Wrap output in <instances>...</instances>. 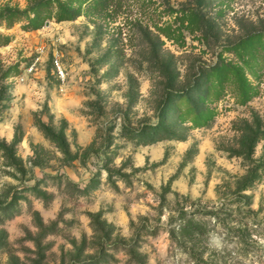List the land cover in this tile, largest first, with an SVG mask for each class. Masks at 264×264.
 <instances>
[{
    "label": "rangeland",
    "instance_id": "rangeland-1",
    "mask_svg": "<svg viewBox=\"0 0 264 264\" xmlns=\"http://www.w3.org/2000/svg\"><path fill=\"white\" fill-rule=\"evenodd\" d=\"M0 264H264V0H0Z\"/></svg>",
    "mask_w": 264,
    "mask_h": 264
},
{
    "label": "trees",
    "instance_id": "trees-1",
    "mask_svg": "<svg viewBox=\"0 0 264 264\" xmlns=\"http://www.w3.org/2000/svg\"><path fill=\"white\" fill-rule=\"evenodd\" d=\"M20 17H21L20 15H16L15 20L16 21L19 20ZM243 189H245V187H243ZM193 222H194V220L189 219L188 225H186L185 227H182V229H181L182 233L188 232V234L192 237L195 232L199 231V229L201 227L198 226L196 223H193ZM187 227H188V229L185 230V228H187Z\"/></svg>",
    "mask_w": 264,
    "mask_h": 264
},
{
    "label": "built area",
    "instance_id": "built-area-1",
    "mask_svg": "<svg viewBox=\"0 0 264 264\" xmlns=\"http://www.w3.org/2000/svg\"><path fill=\"white\" fill-rule=\"evenodd\" d=\"M55 62V66H56V69H57V72L61 75L62 74V70H61V67L59 66L58 64V61L57 60H54Z\"/></svg>",
    "mask_w": 264,
    "mask_h": 264
}]
</instances>
